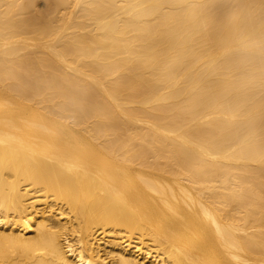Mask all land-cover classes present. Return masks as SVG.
Returning a JSON list of instances; mask_svg holds the SVG:
<instances>
[{
  "label": "bare ground",
  "instance_id": "6f19581e",
  "mask_svg": "<svg viewBox=\"0 0 264 264\" xmlns=\"http://www.w3.org/2000/svg\"><path fill=\"white\" fill-rule=\"evenodd\" d=\"M0 264H264V0H0Z\"/></svg>",
  "mask_w": 264,
  "mask_h": 264
}]
</instances>
